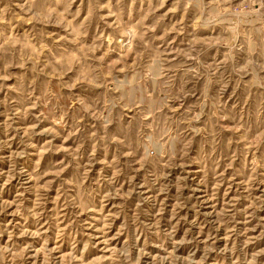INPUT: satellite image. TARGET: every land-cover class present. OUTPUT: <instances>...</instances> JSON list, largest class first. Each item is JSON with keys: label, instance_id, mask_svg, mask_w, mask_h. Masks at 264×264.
Returning a JSON list of instances; mask_svg holds the SVG:
<instances>
[{"label": "rangeland", "instance_id": "obj_1", "mask_svg": "<svg viewBox=\"0 0 264 264\" xmlns=\"http://www.w3.org/2000/svg\"><path fill=\"white\" fill-rule=\"evenodd\" d=\"M0 264H264V0H0Z\"/></svg>", "mask_w": 264, "mask_h": 264}]
</instances>
